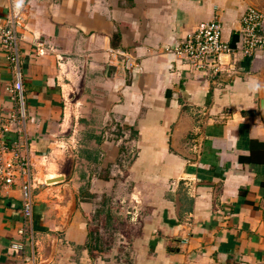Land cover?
Masks as SVG:
<instances>
[{
  "label": "crops",
  "instance_id": "obj_1",
  "mask_svg": "<svg viewBox=\"0 0 264 264\" xmlns=\"http://www.w3.org/2000/svg\"><path fill=\"white\" fill-rule=\"evenodd\" d=\"M249 4L0 0L1 27L21 17L33 225L49 264H122L114 244L93 252L90 225L127 201L139 207L127 264H264V48L222 56L234 70L209 77L172 51L214 18L238 47ZM15 76L0 49V113ZM20 210L18 188L0 187V264H19Z\"/></svg>",
  "mask_w": 264,
  "mask_h": 264
},
{
  "label": "built area",
  "instance_id": "obj_2",
  "mask_svg": "<svg viewBox=\"0 0 264 264\" xmlns=\"http://www.w3.org/2000/svg\"><path fill=\"white\" fill-rule=\"evenodd\" d=\"M264 12L253 4L247 5L240 18L238 47H233L222 38V24L214 18L199 22L187 32L172 48L173 53L183 59L192 71L205 77L217 76L223 71L234 70L233 65L225 68L222 56H233L239 51L244 56H253L264 48ZM20 14L10 16L9 27L0 26V49L8 63L16 69L15 79L6 87L13 107L0 113V187L18 188L21 200L20 226L17 237L10 242L19 258V264H49L41 257L39 241L34 229L35 189L40 182L34 173L32 151L29 150L24 106V86L18 71L19 47L18 27ZM35 52L43 55L41 43L35 45ZM61 61V58H58ZM236 60V59H235ZM47 159V157H43ZM30 247V253L25 248Z\"/></svg>",
  "mask_w": 264,
  "mask_h": 264
},
{
  "label": "rangeland",
  "instance_id": "obj_3",
  "mask_svg": "<svg viewBox=\"0 0 264 264\" xmlns=\"http://www.w3.org/2000/svg\"><path fill=\"white\" fill-rule=\"evenodd\" d=\"M251 4L261 7L264 5V0H251ZM133 206L127 201L123 209L117 208L115 210L116 218H111L106 223L103 221V216L102 219L100 217L96 220L93 219L90 225V244L97 242L94 253L99 250H105L110 244L111 246L114 244L115 247L119 248V251H113L111 256L115 259L117 258L122 264H127L128 259H132L133 252L129 244L130 236L133 235L131 225L137 223L139 219L137 214L139 207L135 205L136 208H134Z\"/></svg>",
  "mask_w": 264,
  "mask_h": 264
},
{
  "label": "water",
  "instance_id": "obj_4",
  "mask_svg": "<svg viewBox=\"0 0 264 264\" xmlns=\"http://www.w3.org/2000/svg\"><path fill=\"white\" fill-rule=\"evenodd\" d=\"M60 179H62V177H57V178H53V179H51V180H49V181H57V180H60Z\"/></svg>",
  "mask_w": 264,
  "mask_h": 264
}]
</instances>
